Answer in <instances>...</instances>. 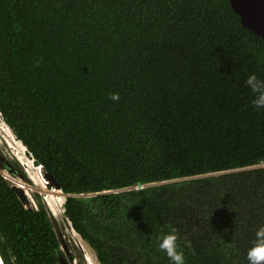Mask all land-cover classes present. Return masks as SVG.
<instances>
[{
	"label": "trees",
	"instance_id": "1",
	"mask_svg": "<svg viewBox=\"0 0 264 264\" xmlns=\"http://www.w3.org/2000/svg\"><path fill=\"white\" fill-rule=\"evenodd\" d=\"M252 73L264 39L228 0H0L1 118L99 264H171L172 229L185 264H248L264 224ZM58 248L46 205L0 173L2 263L58 264Z\"/></svg>",
	"mask_w": 264,
	"mask_h": 264
},
{
	"label": "rangeland",
	"instance_id": "2",
	"mask_svg": "<svg viewBox=\"0 0 264 264\" xmlns=\"http://www.w3.org/2000/svg\"><path fill=\"white\" fill-rule=\"evenodd\" d=\"M4 127L6 128L8 126L4 123L0 115V153L4 154L11 161L21 173L22 178L12 176L6 170L0 171L12 184L14 183L9 176L11 178H19L20 181L25 183V192L28 199V204L25 206L27 208L36 207L39 204V201H42L48 208L59 240V248L56 251L58 264H99L93 250L75 231H73L70 223L63 214L65 195L62 193L56 195L46 194L48 192L44 190L45 188L48 190H54L55 188L47 186L46 181L43 179L44 174L42 168L38 171L41 172V179L43 180L45 187L39 183L38 177L36 176L37 174L35 173L38 166L34 165L33 160L24 145H22L14 135V138L12 137L11 139L8 131L6 130V132ZM17 143H20L21 147H17ZM27 165H31V167H27ZM72 232H75V234Z\"/></svg>",
	"mask_w": 264,
	"mask_h": 264
},
{
	"label": "clouds",
	"instance_id": "3",
	"mask_svg": "<svg viewBox=\"0 0 264 264\" xmlns=\"http://www.w3.org/2000/svg\"><path fill=\"white\" fill-rule=\"evenodd\" d=\"M245 84L255 93L252 101L256 108H264V80L258 79L255 73L249 74ZM113 100L118 99V94L113 93ZM157 248L165 253L171 264H185L183 251L178 244V234L172 229L157 237ZM188 242H186L187 244ZM246 258L248 264H264V224H261L255 231V241L247 249Z\"/></svg>",
	"mask_w": 264,
	"mask_h": 264
},
{
	"label": "water",
	"instance_id": "4",
	"mask_svg": "<svg viewBox=\"0 0 264 264\" xmlns=\"http://www.w3.org/2000/svg\"><path fill=\"white\" fill-rule=\"evenodd\" d=\"M233 10L238 13L240 22L244 27L251 29L264 39V0H228ZM257 166H264L263 164ZM46 183H51L52 187L59 190L63 195H68L60 190L59 184L54 178L44 173ZM12 190L16 193L22 204L25 202L22 190L11 185ZM24 205V204H23ZM25 206V205H24ZM30 208V207H29ZM0 264L2 260L0 258Z\"/></svg>",
	"mask_w": 264,
	"mask_h": 264
},
{
	"label": "bare ground",
	"instance_id": "5",
	"mask_svg": "<svg viewBox=\"0 0 264 264\" xmlns=\"http://www.w3.org/2000/svg\"><path fill=\"white\" fill-rule=\"evenodd\" d=\"M5 128V127H4ZM8 131V134L10 135V137H11V139H12V137H13V134H12V132H11V130L8 128V127H6L5 128V131ZM6 131V132H7ZM14 138V137H13ZM16 141V140H15ZM16 143V142H15ZM21 147V144L20 143H17V147ZM27 167H31V165H27ZM39 169H41V166H38L37 167V171L35 172L37 175V177H38V180H39V183H41V185L43 186V187H45V185H44V183H43V180L41 179V175H40V171H38ZM0 170H6L8 173H10L12 176H18V177H20V178H22V175H21V173L16 169V167L11 163V161L4 155V154H1L0 153ZM28 170V169H27ZM0 173H2L1 171H0ZM29 173V172H28ZM3 174V173H2ZM8 175V174H7ZM6 175V176H7ZM3 176H4V174H3ZM30 176V175H29ZM9 178L13 181V183L14 184H12L11 183V185L12 186H14V187H17V188H19V189H21L22 190V195H23V197H24V200H25V202L23 203L24 205H26V204H28V199H27V194H26V192H25V186H24V184L25 183H23L22 181H20V179L19 178H11L10 176H9ZM44 179V178H43ZM38 180H36V181H38ZM45 180V179H44ZM42 190V189H41ZM44 190H46L48 193H46V194H60L61 192L59 191V190H57V189H50V190H48V189H44ZM51 196V195H50ZM48 197V196H47ZM58 197V196H57ZM74 231V230H73ZM72 233H74L75 234V232H72ZM79 243V242H78ZM83 248V247H82ZM83 255V254H82ZM94 261V260H93ZM92 264V263H91Z\"/></svg>",
	"mask_w": 264,
	"mask_h": 264
}]
</instances>
